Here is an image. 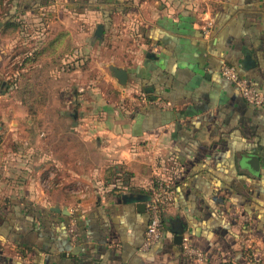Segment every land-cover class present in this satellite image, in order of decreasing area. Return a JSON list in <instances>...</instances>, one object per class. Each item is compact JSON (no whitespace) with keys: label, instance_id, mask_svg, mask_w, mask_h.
Returning <instances> with one entry per match:
<instances>
[{"label":"crops","instance_id":"1","mask_svg":"<svg viewBox=\"0 0 264 264\" xmlns=\"http://www.w3.org/2000/svg\"><path fill=\"white\" fill-rule=\"evenodd\" d=\"M85 1L0 0V49L24 19L54 10L83 18L88 35L96 25V36L108 5ZM114 1L104 33L111 40L125 26L130 34L114 48L125 104L103 107L90 129L105 165L99 184L107 172L113 183L89 199L63 197L59 159L34 168L37 154L25 158L20 140L7 150L0 139V264H200L177 234L205 264H264V106L247 103L221 74L231 66L264 93V0H202V10ZM115 70L127 72L126 85ZM62 160L61 178L86 182L80 163ZM158 179L173 184L175 202L163 213L162 240L143 250L149 218L138 206Z\"/></svg>","mask_w":264,"mask_h":264},{"label":"rangeland","instance_id":"2","mask_svg":"<svg viewBox=\"0 0 264 264\" xmlns=\"http://www.w3.org/2000/svg\"><path fill=\"white\" fill-rule=\"evenodd\" d=\"M160 1L163 7L174 3L183 9L204 7L202 0ZM86 23L80 16L55 10L27 18L20 23V30L16 27L18 31L2 36L8 47L0 49V94L5 102L4 108L0 107V128H4L0 139L6 141L7 150L18 148L13 140H20L19 150L25 158L31 160L30 154H37L34 168H51L52 161L47 158L59 159L52 167L58 172L57 180L64 181L59 189L66 186L69 191L63 197L71 194L81 199H89L94 187L103 189L114 180L107 172L99 184L105 165L97 156V135L90 129L103 119V107L123 103L126 93L113 72L117 66L114 48L117 40L124 43L130 36L124 26L118 27L116 38L111 34L109 40L103 33L99 39L96 25L88 35ZM63 157L64 166L70 169L82 165L78 171L87 176L86 182L61 178L57 166Z\"/></svg>","mask_w":264,"mask_h":264},{"label":"built area","instance_id":"3","mask_svg":"<svg viewBox=\"0 0 264 264\" xmlns=\"http://www.w3.org/2000/svg\"><path fill=\"white\" fill-rule=\"evenodd\" d=\"M211 24L205 28V32ZM222 76L233 82L243 99L257 107L264 106V93L256 89L249 81L239 76L236 69L231 66H224L221 70ZM175 189L171 182L158 179L155 181L151 191V197L146 203V211L148 213V226L143 244V250H149L157 245L164 235V211L173 206L175 202ZM70 233L74 236L75 230L70 229ZM185 255L190 259L200 264L206 263V258L198 249L194 248L189 242L183 244Z\"/></svg>","mask_w":264,"mask_h":264},{"label":"trees","instance_id":"4","mask_svg":"<svg viewBox=\"0 0 264 264\" xmlns=\"http://www.w3.org/2000/svg\"><path fill=\"white\" fill-rule=\"evenodd\" d=\"M81 1H85V0H81ZM120 1V0H119ZM117 1L116 3H119V6H117V10L122 11V12H127L130 8L127 5H120V2ZM86 2V1H85ZM113 2H115L114 0H92V1H87L86 3H91V4H107L108 6L106 7V15L105 16V25H103L104 29H108L110 24H111V17H112V13L116 10V7H110V4H113ZM84 3V2H83ZM106 31V30H105ZM100 39V38H99ZM7 212H10V209L7 210ZM7 214H11V213H4L3 216H6Z\"/></svg>","mask_w":264,"mask_h":264},{"label":"water","instance_id":"5","mask_svg":"<svg viewBox=\"0 0 264 264\" xmlns=\"http://www.w3.org/2000/svg\"><path fill=\"white\" fill-rule=\"evenodd\" d=\"M103 33H104V29L102 26H99L98 29H97V32H96V36L98 38H102L103 36ZM115 74H116V79L120 82V84L122 85H126L127 83V72L124 71V70H115ZM251 166L253 167V163L251 162ZM138 208L142 209V210H146V204L143 203V204H140L138 206ZM176 243L180 246L183 245V235L182 234H177L176 236Z\"/></svg>","mask_w":264,"mask_h":264}]
</instances>
